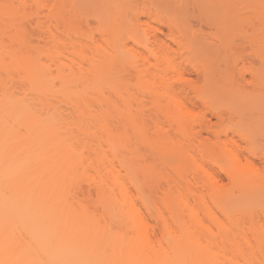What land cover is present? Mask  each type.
<instances>
[{
  "label": "rangeland",
  "instance_id": "1",
  "mask_svg": "<svg viewBox=\"0 0 264 264\" xmlns=\"http://www.w3.org/2000/svg\"><path fill=\"white\" fill-rule=\"evenodd\" d=\"M44 1L0 0V82L2 84L5 82V86L7 88L10 87V92L12 91L14 95L23 96L27 101H30H28L29 103L26 101L29 105L27 104L28 107L26 108L27 111L24 110L25 112L22 110L23 108L18 110L15 107V112L12 108L11 112H0V131H4V135L7 134L5 142H7L8 147L6 150L9 151V155L5 153V150L3 152L6 143L2 144L4 138L2 139L0 134V154L4 155L3 159L0 156V163L7 161V163L12 162V165H14L13 160L9 159L14 156L15 150H17L16 153L18 154L23 153V157L24 153H29L30 151L29 154L34 156L27 155L30 156L28 157L30 160L29 165H33H30L33 170L29 172L27 178H36L38 175L37 168L43 165H45V172L51 171V174H53L59 171L60 175L63 174L64 180V192L61 195L60 202H63L64 206L66 204L68 207L73 208L78 218L87 216L91 231L95 228L96 233L110 232L117 237V242L122 243L124 241L126 243L136 239L137 229L133 225V222L134 213L139 210L146 217L144 218L145 220L147 219L145 221L148 223L147 225H151V228L153 226L154 231L152 229L149 230L148 226V231L153 233L151 235L148 232L150 241H162V245L164 246L166 243L177 239L175 236L183 235L184 231H187L190 237L185 233L188 236V240L186 238L184 240H186L185 242L188 241V244H190V240L193 242L192 238L196 236L204 245L209 241L212 244H219L218 247L222 246L223 243L220 242L221 237H219L221 235L218 233L221 228L218 227L217 229L214 223L217 221V225L219 226V222L222 220L221 223L224 222L223 224L226 229L228 228V232L229 228L231 229V227H228L231 223L230 225L233 228L231 229V231L233 230L232 233L236 232L234 231L236 227L232 224L236 222L235 217L239 214L241 215L239 213L241 212L239 210L241 204L237 207L236 205L239 203L234 202L236 205L231 204L234 207H230V204L226 202L225 209L229 207L226 215L228 213L229 218H231L229 223L226 218L227 216H225L226 219L223 218L217 205H214L216 199L209 198V200L208 196H206L207 198L204 199L205 203H208L207 201L211 203V199H213V204L208 203L209 206H203V203L200 202L202 204L200 205L198 204L199 201H197V204H195L194 198L192 200L191 196L188 197V193L184 190L186 182L179 179H181L180 177L187 179L190 176L189 172L191 168L189 169L184 160L181 161L182 158L179 161L180 165H178V160H175V162L171 160L172 158L169 160L168 158L171 154L155 139V135L152 134V136L151 133L144 134L141 132L139 120L135 115L136 103L134 102V98L142 97L140 94L141 89H143L140 85L141 82L138 83L134 77L126 81L122 77V72L120 73V69L123 66V63L121 65V60L124 57L122 49V44L124 43L122 40L125 39L123 38V29L125 33V28H128L125 21L126 15L131 16L132 13L142 9L147 4L145 0H128V2L127 0H58V5L52 4L56 6L54 8L56 11H75L80 14L79 16L83 20L88 21L89 27L84 26L85 28H82L84 29L83 32H89L88 34H90L91 30L97 31L94 37L98 41L96 42L99 45L101 44V47L106 50L103 55L100 52L92 54L87 48L76 54H71L70 52L63 53L54 42H51L47 38L48 34L45 27L44 15L51 8L50 1L52 0H46L48 1V7L46 6L47 2L44 3ZM43 3L46 7L43 6ZM227 6L232 8L244 7L246 19L241 20L242 22L239 24H227L221 28L219 33L215 32L214 27L204 26V24L199 27L192 20L191 24L193 28H201L203 31L211 33L209 36L207 35L205 44L213 48L220 47L221 50L213 51V49L208 47L201 49L203 50V52L201 51L202 56L205 58H200L197 62L195 61L198 69H200L198 75L189 66L191 63L186 64L183 60V75L186 73L184 79H192L195 86L199 87L200 94L224 118L223 121L218 120L216 112L212 113L213 115L210 113L206 114L207 119H209V126L210 124L212 125L211 129L213 128L214 130L217 128V124L221 123L222 125H227V127L236 133H246L248 132V126H243L244 124L240 123L242 124L240 125L241 128L239 122L242 121L241 118L247 119L246 117H248V119H251L250 116H238L233 111L228 113L224 109L229 104L264 103V0H242L238 5L235 2H229ZM140 21H146L150 26L160 29L162 33L156 32L155 35L165 40L163 36L168 34L167 28L158 26L146 18H141ZM230 21L233 22V20ZM234 22H239V20H235ZM53 25L52 23L50 30L56 33ZM24 28L34 31L33 36L30 34L28 40L27 37L25 39V36L23 37L22 35L23 32L21 30ZM142 28L144 26H141ZM141 29L130 28L128 33L133 39H138L137 41L140 40L141 42L145 40ZM98 31L99 33H104L106 42L102 41L101 43ZM148 32H150L149 40L153 41V33L151 31ZM56 35L58 34L56 33ZM83 35L80 40L82 43L87 44L88 39ZM126 36L128 35L126 34ZM73 38L71 36V39ZM179 40L184 41V43L189 42V36L182 37ZM165 42L170 44L174 49L176 48L168 40H165ZM87 45L89 46L90 44ZM238 45H244L245 48L243 47L242 58L240 54L237 61V55L235 56L236 50L233 48ZM126 46L141 55H147L142 48L137 47L130 40ZM221 47L224 48L222 49ZM204 49L210 50V53L204 51ZM247 53H250L251 56ZM205 55H208V57ZM103 58H107L110 61L107 62V67H99L98 65L99 62L103 61ZM233 59H235L234 62ZM149 62L154 63L151 58ZM231 63L235 64V66H232ZM142 64L138 60L136 66L142 69ZM8 65L12 67L8 68ZM26 65L32 67L31 72L33 74L37 73L38 76L41 75L40 78L43 77L41 81L43 83L44 80L43 87L45 90H43L44 93H41L42 96H38L26 89L29 87L27 81L31 82L30 78H24ZM79 65L81 68L77 67ZM144 66H147V63H144ZM161 66L164 67L163 64ZM249 66L258 72L256 81L254 80V76L249 72L244 73L243 77L238 74V71H243ZM201 68L205 69V77L207 70L206 80L200 77L202 76L200 75L202 74ZM128 69L132 70L131 74H134L135 71L132 67H128ZM150 70L153 71V68H150ZM171 75L168 74V77ZM149 77L148 75L147 79ZM252 79L254 82L251 81ZM184 84H178V86H183L186 91L189 90ZM175 86L178 87L176 84ZM215 87L223 89L214 92L212 88L215 89ZM37 96L42 98L43 101H40L41 103L30 100L33 98L36 100ZM189 96L192 97L193 93L189 92ZM125 99L129 100L130 106L124 104ZM194 102L197 104V107L194 109L196 112L200 110L204 111L201 103L198 101ZM2 109L3 104L0 107V110ZM254 115L255 118L264 119V111L260 116L258 114ZM243 128H246V130L242 131ZM196 129L198 130V127ZM263 135L257 137L256 142L253 141V143L248 140L240 141L231 132L228 133V138L232 137L241 148L250 149L252 153L260 156L264 153ZM201 136L203 138H212L205 132H202ZM152 139L156 142L158 141L160 145L156 142L152 143L150 141ZM221 139H224V137L221 136ZM147 140H149V143ZM3 145L4 147H2ZM141 148L144 149H142L143 152L147 153L148 156L152 153L150 148L153 149L154 152L152 154L154 155L152 156H155V158H152L156 159L157 163L150 167V164L147 165V163L140 162L137 158V151L141 150ZM26 149L29 151H26ZM241 155L245 156L246 154L243 153ZM19 156L21 161L23 159L21 155L15 158L18 159ZM42 157L43 159L47 158L45 162L43 160V164H41ZM31 158L33 161H31ZM8 160L11 162H8ZM160 160H163V163L167 162L171 166L168 167L169 165L165 164L164 168V164ZM252 160L257 167L264 165L263 158L260 159L261 161L258 159ZM45 172V176L51 175ZM217 175L223 184H228L222 173L217 172ZM165 177L167 179L171 177L170 181L172 180L173 182H170V185L167 184L168 182H166L167 179ZM175 181L179 184L174 183ZM182 182H185V184L183 183L184 186ZM166 185L167 187L172 185L171 187L173 188H170V190L174 191V193L171 194ZM182 186V190L187 193V197L184 195L188 200L186 203L184 197L180 199L183 194L181 196L174 190V188L178 190ZM164 187L168 190L166 192L171 195L167 193L169 200L167 207L162 202L165 195L163 194ZM137 191H139L140 195L144 193L141 196L144 198L143 201L145 200L142 203L146 204V207L142 205L140 200L142 197L139 198L140 196H138ZM175 192L179 199L174 198L176 195L172 196L176 194ZM234 194L235 197L242 198V196H239V191H236ZM147 208L149 211H147ZM202 208L204 210H206L205 208L209 209L212 217L206 214L208 211L204 212ZM159 214L164 219L167 227L171 229L170 233H166L167 236L162 233L163 222ZM232 220L234 221L233 223ZM263 221L262 217L261 223ZM246 226L248 227L247 221ZM110 233L109 237H112ZM224 234H227V231H224ZM230 234L231 232L228 233V236L225 235V238H227V248L231 246V238H233L232 236L235 233L232 236ZM138 235L140 236V233ZM90 241H99V237L95 236ZM105 242H108V240ZM138 244H140V237ZM215 258L221 260L217 254Z\"/></svg>",
  "mask_w": 264,
  "mask_h": 264
},
{
  "label": "bare ground",
  "instance_id": "2",
  "mask_svg": "<svg viewBox=\"0 0 264 264\" xmlns=\"http://www.w3.org/2000/svg\"><path fill=\"white\" fill-rule=\"evenodd\" d=\"M52 1H50L51 5H58V0ZM240 1L242 0H145L147 4L143 6L142 9L132 13L131 16L128 14L126 15L125 21L128 28L124 27L126 29L125 33L123 29V38L125 39L122 40L124 42L122 44V49L124 57L121 60V65L123 63V66L122 69H120V73L122 72V77L126 81L134 77L138 83L141 82L140 85L143 89H141L140 94L142 97L134 98V102L136 103L135 115L139 120L141 132L155 135V139L168 150L169 154H171L168 158L169 160L170 158H172L171 160L173 162L178 160V165H180L179 161L182 158L181 161L184 160L186 162L185 164L189 166V169L191 168L189 172L190 176L187 179H182V177L179 179L182 181L185 180L186 184L182 182V185L183 183L185 184L184 190L188 193V197L191 196L192 200L194 198L193 201H195V204H197V201H199L198 204H200V202L203 203V206L213 202V199H211V203L210 201L205 203L206 201H204V199L207 198L206 196H208V199H216V201L214 200V205H217L223 218L227 216L226 218L229 223L231 218H229L228 213L226 215L227 209L229 210V207L225 209L226 202L230 204V207H234L232 205L235 203H239L238 205L235 204L237 207L241 204L239 208L241 211L239 213H241V215L237 214L238 216L235 217L236 219L234 218L236 222H234V219V221L232 220V223H235L232 225L236 227V230H234L236 231L234 232L235 234L232 233L233 230L231 231V229H233L230 225L231 223L228 226L231 227V229L229 228V232H231L230 235L232 236L234 234L232 236L233 238H231V248H227L226 246L227 238L225 237L228 236L229 232L228 228L226 229L223 224L224 222L221 223L222 220L219 222V226L217 225V221L214 223L217 229L218 227L221 228L218 233L221 235L219 237H221L220 242L223 243V245L219 247V244H212L209 241L204 245L196 236H193V242L190 240V244H188V241L185 242L186 240H184L189 236L187 231H184V233L181 231L183 235H180V233V236H175L177 239L173 242L166 243L164 246L162 245V241H150L151 239L149 240L150 237H148V234L151 232L148 231L149 225L145 222L147 219L145 220L146 217L139 210L134 213L133 225L137 229V237L139 236L138 233H140V244H138L139 237H136L134 241H128L126 243L122 241V243L124 242V244H122L119 241L117 242V237L110 232L96 233L95 228L91 231L87 216L78 218L73 208L70 206L68 207L66 204L64 206L63 202H60L62 198L61 195L64 192L63 174L60 175L59 171L53 174H51V171L45 172V165H43L37 168L38 175L36 178H27L29 172L33 170L30 167L32 164L29 165L30 160L28 157L34 155L29 154L30 151L26 149L29 153H24V157L22 156L23 153L18 154L16 153L17 150H15V152L13 150V159L9 156L11 158L9 160H13L14 165H12V162L9 160L8 162L11 163H7V161L0 163V264H264V221L261 223L262 217L264 219V191H262L264 190V165L257 167L252 160L264 159V153L263 155L257 156L252 153L250 149L241 148L238 142L232 137L228 138V133L231 132L232 135H236L240 141L248 140L252 141V143L253 141L256 142V138L264 134V119L255 118L254 114H258L259 116L263 114L264 103L260 104L254 102L226 105L224 110L228 113L233 111L234 114H238V116H250L251 119H248V117H246L247 119L241 118L242 121L240 120L241 122H239V126L242 124H244L243 126H248V132L236 133L232 131L231 128L227 127V125H222L221 123H218L217 128L213 130V128L211 129L212 125L210 124L209 126V119H207L206 114H214L216 112L218 120L223 121L224 118L219 114L220 112L216 111L202 94H200L199 87L195 86L192 79H184L186 73L183 75V60L186 64L190 62L191 64L189 66H191L193 71L198 75L200 69H198L196 62L200 58H203V50L201 49L208 47L213 49V51L221 50L220 47L213 48L205 44L207 37L211 33H207L201 28H193L191 24V22H193L192 20H194L196 22L195 24L199 27L204 24V26L214 27L216 30L215 32L219 33L221 28L227 24H239L242 22L241 20L246 19L244 7L232 8L227 6L229 2H235V4L238 5ZM44 3H46L48 7V1L45 0ZM44 3L43 6L46 7ZM54 5H52L51 8L49 7L48 13L44 15L46 22L45 27L48 34L47 38L51 42H54L63 53L70 52L71 54H76L85 48L90 50L92 54L94 52H100L102 53L101 55H103L104 51L106 52V50L101 47V44L99 45L97 43L98 41L95 40L94 34L97 33V31L94 32L91 30L92 32L90 31V34H88L89 32H83L84 29L82 28L84 26L89 27L87 20H83L79 16L80 14L75 11H56L54 9L56 6ZM141 18H146L158 26L167 28L168 34L162 36L176 48L174 49L170 44L166 43L165 40L156 37L155 33H162L161 30L154 26H150L146 21L141 22ZM230 20H233V22ZM235 20H239V22H234ZM52 23L54 24L53 28L56 33L62 36H58L50 30ZM141 26H144V28L141 29ZM129 27L132 29H141L145 40L140 42V40L137 41L138 39H133L128 33L130 31ZM21 31L23 32V37L25 36V39L27 37V40L30 34L32 36L34 34L33 30H26V28ZM148 31L153 33V41L149 40L150 32ZM126 34L128 36H126ZM82 35L88 39L87 44H90L89 46L91 47L86 43H82L80 40L82 39ZM98 35H100L101 43L102 41L106 42L103 32L99 33L98 31ZM187 35L189 36V42L184 43V41L182 42V40H179L182 37H188ZM71 36L74 38L71 39ZM129 40L137 47L142 48L147 55H141L135 52V50L128 48L126 44ZM243 47L245 48L244 45H238L233 48L238 52V54L235 52L237 61L240 54L242 58V53L244 51ZM221 48L223 49L224 47ZM204 51H208V49H204ZM248 55L251 56L250 53ZM197 56H199V58H197ZM232 56L234 55L232 54ZM255 56L257 55L255 54ZM206 57H208V55ZM150 58L154 61L153 64L149 62ZM177 59H179V61H177ZM107 60V58H103V61L98 63L99 67H107V62H110ZM138 60L141 61V64L143 63L142 69L136 66ZM234 61L235 59H233V62ZM144 63H147V66H144ZM162 64L164 67L161 66ZM127 66L129 68L132 67L135 71L134 74H131L132 70L130 71ZM232 66H235V64H232ZM9 67L12 66L8 65V68ZM26 67L24 78L26 79V77H28L31 80V82L26 80L29 84L26 83L29 86L26 89L38 96H42L41 93H44L43 90H45L43 87L44 80L43 83L41 81L43 77L40 78L41 75L38 76L37 73V75L33 74L31 72L32 67L27 65ZM77 67L81 68L80 65ZM250 67L251 66L243 71H238V74L243 77L244 73L249 72L254 76V80L256 81L258 72L253 70L252 67L251 70ZM150 68H153V71H151ZM201 72L202 74L200 75L202 76L200 77L206 80L207 70L206 77L204 68H201ZM228 72L230 71L228 70ZM168 74L172 75L168 77ZM148 75L150 77L147 79ZM251 81L254 82L253 79ZM4 83L2 84L0 82V107L3 104V109L0 110V112H11L12 109L15 112L16 110L14 107L16 109L18 108V110L23 108V111H27L26 108L30 101L28 100V102L23 96L14 95L12 91L10 92L11 88H7ZM182 83H185L184 85H186L189 90L186 91L183 86H178V84L180 85ZM175 84L178 87H176ZM212 89L216 92L223 88L215 87V89ZM189 92L193 93L192 97L189 96ZM37 97L36 100L35 98L30 100L33 102L43 101L42 98ZM193 100L201 103V107L204 111L200 110L196 112L194 109L197 107V104ZM124 102L125 105H131L128 99H125ZM196 127H198V130ZM244 130H246V128L242 129V131ZM202 132L208 133L212 138H203L201 136ZM0 134L2 139L4 138L2 144L6 143L5 147L4 145L2 146L4 147L3 152L5 150V153L9 155V151L6 150L8 148L7 142H5L7 134L5 132L6 135H4V131H0ZM221 136H223L224 139H221ZM153 139L150 141L152 143L156 142ZM158 141L156 143H158ZM147 142L149 143V140H147ZM142 145L144 147L143 143ZM142 149L143 148L137 151V158L140 162L147 163V165L150 164V167L157 163V161H155L156 159H153L155 156H152L154 155L152 154L154 152L153 149L150 148L152 153L150 154L148 152L150 154L149 156L147 153L143 152L144 149ZM243 153L246 155H241ZM11 154L13 155V153ZM18 155H21L23 158L21 161L20 156L18 159L15 158L18 157ZM0 156L3 159L4 155L2 156L0 154ZM46 159L42 157L41 164H43V160L45 162ZM31 161H33L32 158ZM160 161L163 163V160ZM163 164L165 168V164L168 163L166 162ZM170 166L171 165L168 167ZM171 169L173 168L171 167ZM174 171H176V169H174ZM44 172L51 175L45 176ZM217 172L223 174L228 184H223L220 181ZM170 179H167V184L173 182L172 180L170 181ZM179 180L178 182H180ZM174 183L179 184L176 181ZM171 186L167 187L166 185V188L169 189V192L172 194L174 191H171L170 188H173L174 185L173 187ZM183 186L181 188L179 187L178 190L174 188L179 195L182 196L183 194L180 199H183L184 195L187 197V193L182 190ZM167 189H165V187L163 188V194L165 195L163 196L164 199L161 198L166 207L169 205L167 204L169 201L167 198ZM139 191H137L138 194ZM236 191H239V196H242V198L235 197L234 193ZM177 193L172 195H176L174 197L175 199H179V197L177 198ZM141 195H138L140 196L139 198L142 197ZM168 195L170 194L168 193ZM185 197L184 199H186V201H183L186 203L188 200ZM143 199V197L140 199L141 203L145 201H143ZM165 200L167 201L166 204ZM142 205L144 207L147 206L144 203H142ZM186 206L188 207V205ZM205 209L206 210L203 209L204 212H209V209ZM147 211H149L148 208ZM208 212L206 214L212 217V213L210 214V212ZM159 217L163 222L162 233L167 236L166 233H170L171 229L167 227L160 214ZM246 221L248 227L246 226ZM150 226L149 230H153V226L152 228ZM224 231H227V234H224ZM109 233L112 237H109ZM185 233H187L188 236ZM152 234L153 233H151V235ZM95 236L99 237V241H90ZM107 240L110 243L105 242ZM130 243L135 244L131 245ZM232 247L234 248L232 249ZM216 254L219 255L221 260L215 258ZM238 259L241 260L239 261Z\"/></svg>",
  "mask_w": 264,
  "mask_h": 264
}]
</instances>
